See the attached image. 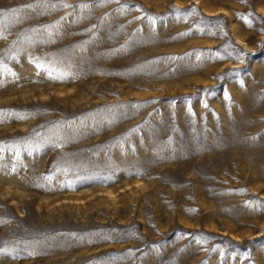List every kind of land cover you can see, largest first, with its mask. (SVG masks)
I'll return each mask as SVG.
<instances>
[{"label":"rangeland","instance_id":"374dc122","mask_svg":"<svg viewBox=\"0 0 264 264\" xmlns=\"http://www.w3.org/2000/svg\"><path fill=\"white\" fill-rule=\"evenodd\" d=\"M0 264H264V0H0Z\"/></svg>","mask_w":264,"mask_h":264}]
</instances>
